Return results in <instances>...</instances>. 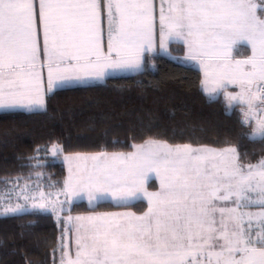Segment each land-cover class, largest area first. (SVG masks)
Returning <instances> with one entry per match:
<instances>
[{"label":"snow or ice","instance_id":"snow-or-ice-1","mask_svg":"<svg viewBox=\"0 0 264 264\" xmlns=\"http://www.w3.org/2000/svg\"><path fill=\"white\" fill-rule=\"evenodd\" d=\"M157 43L182 45L208 102L222 94L225 115L239 108L241 138L264 145V0H0V109L46 111L54 89L140 70ZM131 147L63 155L62 181L4 177L0 215H54L52 264H264V151L253 160L228 140L154 136ZM27 160L36 163L21 167L42 166ZM152 180L158 190H148ZM85 197L88 214L71 215ZM144 201L139 214L96 211Z\"/></svg>","mask_w":264,"mask_h":264},{"label":"trees","instance_id":"trees-1","mask_svg":"<svg viewBox=\"0 0 264 264\" xmlns=\"http://www.w3.org/2000/svg\"><path fill=\"white\" fill-rule=\"evenodd\" d=\"M168 53L154 52L140 71L107 76L103 82L55 89L46 96V111H0V180L41 169L53 181H62L64 163L35 151L59 143L64 153L130 151L133 143L149 136L170 143L220 146L228 140L241 145L255 160L264 145L241 138L246 131L238 123L239 108L225 115L222 96L208 102L199 88L201 72L170 54L182 55L180 44L170 43ZM177 135H173V132ZM134 138V139H133ZM114 140L119 143H112ZM41 167H21L37 156ZM153 181H149L148 187ZM0 186H3L0 183ZM146 202L134 208L142 212ZM121 209L103 205L96 211ZM89 212L82 201L71 213ZM60 235L53 215H0V264H52L51 249Z\"/></svg>","mask_w":264,"mask_h":264},{"label":"rangeland","instance_id":"rangeland-1","mask_svg":"<svg viewBox=\"0 0 264 264\" xmlns=\"http://www.w3.org/2000/svg\"><path fill=\"white\" fill-rule=\"evenodd\" d=\"M159 44L157 43V47H156V50H158V51H165V50H161L159 47ZM167 51V50H166ZM165 51V52H166ZM169 54V53H168ZM175 57H178L180 60H182V61H184L185 63H189V64H193L194 62H192V61H189V60H187L186 59V55H176V54H173ZM243 55H244V53H243ZM238 57L239 56H242V55H237ZM195 67H197L198 68V65H194ZM142 68H143V66H142ZM141 68V69H142ZM140 69V70H141ZM140 70H136V69H131V68H129V69H123L122 71H120L122 74H129V73H133V72H136V71H140ZM129 72V73H128ZM201 75H202V72H201ZM201 79H202V77H201ZM90 83H94V81H91ZM89 83V84H90ZM230 91V90H229ZM220 96H222L223 97V95L221 94ZM224 98V97H223ZM226 101V100H225ZM226 103H227V101H226ZM1 110H13V109H0V111ZM20 110H24V109H20ZM52 146L53 145H51V146H48V147H43V148H41V149H44V148H47L48 149V151L47 152H45V151H41V152H39V156H40V154H41V157L43 156V154H45V153H47V154H49L50 156H52V157H55V158H57V159H59V160H61L63 163H64V161H63V155H68V153H63V154H61V155H58V156H53L52 155V152H51V148H52ZM194 146H197V145H194ZM133 150V149H132ZM132 150H130V151H132ZM130 151H118V152H130ZM115 152H117V151H115ZM37 155V156H38ZM64 165H65V170H66V175H65V177L67 176V164L66 163H64ZM35 172H41V173H43V176H44V179L41 181V183L43 184L46 180H47V178H48V176L41 170V169H38V170H36ZM35 172H33V176H32V179H31V181H29V183H34L35 182V180H36V177H35V175H34V173ZM27 176V175H26ZM153 182H151L150 183V185L152 184V185H155L154 186V188H149L148 187V190L149 191H154V190H158V187H159V182H158V180H152ZM21 183H23V181H21ZM3 188V186H0V189H2ZM45 191H47L48 189H44ZM61 199H63V197H61ZM83 201H85V203L88 205V201H87V197H85L84 198V200ZM17 201H15V199H13V203H16ZM20 203H23V200H21V201H19ZM146 202V201H145ZM65 207H67V205H65ZM146 208H147V202H146ZM146 208L144 209V210H146ZM143 210V211H144ZM253 211H255L256 209H252ZM0 211H2V209H0ZM114 211H133V210H131V209H125V208H121V209H115V210H109V211H97V212H114ZM138 214L140 213V212H137ZM86 214H88V212H86V213H79V214H74V213H71V215H73V216H76V215H86ZM62 215H66V213L65 214H62ZM53 217H54V219H55V221L57 222V220H56V217L53 215ZM58 224V223H57ZM59 225V224H58ZM60 226V225H59ZM69 243L71 244V234L69 235ZM58 253H57V257H58Z\"/></svg>","mask_w":264,"mask_h":264},{"label":"crops","instance_id":"crops-1","mask_svg":"<svg viewBox=\"0 0 264 264\" xmlns=\"http://www.w3.org/2000/svg\"><path fill=\"white\" fill-rule=\"evenodd\" d=\"M159 47V46H158ZM184 48V47H183ZM155 52H161V53H166V54H168V46H167V51L165 52V51H158V50H156ZM242 52L244 53V55H246L247 54V52L245 51V50H243L242 49ZM182 55H186V49L184 48V53L182 54ZM237 58H243V55L242 56H237ZM191 65H195V63H193V64H191ZM123 69H117V70H114V71H112V70H110V72H109V75H107V76H114V75H120V74H122L120 71H122ZM137 72V71H136ZM129 73V72H128ZM134 73V72H133ZM106 76V77H107ZM105 77V78H106ZM104 78V79H105ZM45 79H46V72H45ZM104 81V80H103ZM103 81H94V83H97V82H103ZM90 84H92V83H90ZM55 90V89H54ZM230 91H232L233 89H229ZM118 152V151H117ZM74 153H76V152H74ZM68 154H73V153H68Z\"/></svg>","mask_w":264,"mask_h":264},{"label":"built area","instance_id":"built-area-1","mask_svg":"<svg viewBox=\"0 0 264 264\" xmlns=\"http://www.w3.org/2000/svg\"><path fill=\"white\" fill-rule=\"evenodd\" d=\"M172 57H174V58H178V57H175L173 54H170ZM182 61V60H181ZM182 62H184V61H182Z\"/></svg>","mask_w":264,"mask_h":264}]
</instances>
